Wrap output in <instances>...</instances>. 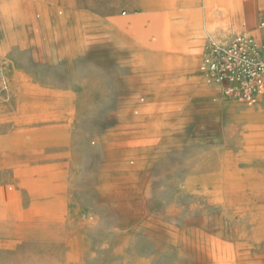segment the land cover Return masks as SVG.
Instances as JSON below:
<instances>
[{"label": "rangeland", "instance_id": "1", "mask_svg": "<svg viewBox=\"0 0 264 264\" xmlns=\"http://www.w3.org/2000/svg\"><path fill=\"white\" fill-rule=\"evenodd\" d=\"M208 2L200 38L112 40L107 0H0V264H264V95L200 73L264 57V0Z\"/></svg>", "mask_w": 264, "mask_h": 264}, {"label": "crops", "instance_id": "2", "mask_svg": "<svg viewBox=\"0 0 264 264\" xmlns=\"http://www.w3.org/2000/svg\"><path fill=\"white\" fill-rule=\"evenodd\" d=\"M208 3V0H107L105 7V21L109 27L107 35L114 40L119 34V29L125 31L129 25L137 34V39L200 38L201 34L207 31L205 26L211 23L209 18L211 7ZM0 10L3 15L1 7ZM224 17V7L219 6L217 19L212 22L224 21ZM166 25H169V28ZM261 33L264 35V28H261ZM134 57L136 61V55Z\"/></svg>", "mask_w": 264, "mask_h": 264}, {"label": "built area", "instance_id": "3", "mask_svg": "<svg viewBox=\"0 0 264 264\" xmlns=\"http://www.w3.org/2000/svg\"><path fill=\"white\" fill-rule=\"evenodd\" d=\"M207 48L200 64L207 84L220 87L225 98L249 104L264 95V57L255 35L240 32L227 44L213 42Z\"/></svg>", "mask_w": 264, "mask_h": 264}, {"label": "bare ground", "instance_id": "4", "mask_svg": "<svg viewBox=\"0 0 264 264\" xmlns=\"http://www.w3.org/2000/svg\"><path fill=\"white\" fill-rule=\"evenodd\" d=\"M184 1V0H183ZM249 19H250V22L252 23L253 22V19H251V17H249ZM227 44V43H226ZM145 59V58H144ZM235 116V115H234Z\"/></svg>", "mask_w": 264, "mask_h": 264}]
</instances>
